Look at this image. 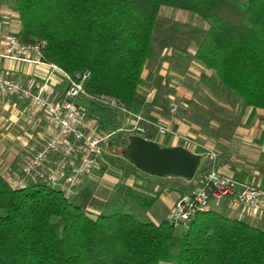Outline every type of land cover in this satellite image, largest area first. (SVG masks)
I'll list each match as a JSON object with an SVG mask.
<instances>
[{
  "label": "trees",
  "instance_id": "16d2710c",
  "mask_svg": "<svg viewBox=\"0 0 264 264\" xmlns=\"http://www.w3.org/2000/svg\"><path fill=\"white\" fill-rule=\"evenodd\" d=\"M15 7L21 44H41V61L73 81L89 74L87 117L102 131H118L122 120L101 98L130 112L146 105L142 75L162 7L208 24L195 58L243 108L264 110V0H15ZM131 138L116 134L107 148L125 150ZM207 172L206 165L197 176ZM138 188L118 185L101 199L86 186L68 199L47 183L13 189L0 175V264H264L263 228L214 210L186 228L139 219L136 204L148 210L157 198Z\"/></svg>",
  "mask_w": 264,
  "mask_h": 264
},
{
  "label": "crops",
  "instance_id": "0c3cea01",
  "mask_svg": "<svg viewBox=\"0 0 264 264\" xmlns=\"http://www.w3.org/2000/svg\"><path fill=\"white\" fill-rule=\"evenodd\" d=\"M21 29L15 0H0V34L15 36ZM197 49L198 47L177 48L168 49V52L154 49V55L147 62L142 75V92L146 96V105L139 112H134L147 120L145 135L141 137L162 148L183 147L200 155L201 165L205 164L207 167L208 157L219 146L221 151L216 160L217 171L264 191V110L228 106L230 112L240 116L241 122L230 137L221 136L219 140L207 135L202 125L188 119L193 114L195 88L207 84L202 78L213 79L214 75L195 58ZM0 74L23 82L34 91L48 85L53 88L57 99L64 96L70 85L64 72L54 65L42 62L35 53L23 54L14 59L0 58ZM90 103L91 99L86 97L76 101L77 107L86 116H89ZM29 114L42 117V112L29 103L15 97L0 98V175L5 180L19 176L25 163L41 150L53 133V129L45 123L39 126L33 124L28 118ZM159 127L167 128L168 134L157 138ZM90 177L83 182L81 188L87 186ZM185 181L188 184H182L174 190H164L159 197L155 196L157 202L146 210L149 211L148 221L158 224L169 220L175 203L202 183L199 181L196 185L193 184L195 181ZM189 185L195 187L190 188ZM155 191L157 193L159 190ZM210 210L256 227L262 225L264 229V212L258 214L250 211L247 214L244 206L234 198L215 202Z\"/></svg>",
  "mask_w": 264,
  "mask_h": 264
},
{
  "label": "built area",
  "instance_id": "2783aa9c",
  "mask_svg": "<svg viewBox=\"0 0 264 264\" xmlns=\"http://www.w3.org/2000/svg\"><path fill=\"white\" fill-rule=\"evenodd\" d=\"M41 48V44H21L17 35L0 34V58L14 59L23 54L35 53L41 60ZM67 78L70 85L64 96L57 99L53 88L48 85L34 91L23 82L0 74V98L15 97L38 108L42 117L29 114V120L38 126L45 123L53 129L41 150L25 163L20 175L7 180L13 189H22L30 183L41 182L56 187L66 198H73L78 194L83 182L99 166L111 138L119 133L145 135L144 126L147 120L108 97H103L98 102L121 112L125 118V127L112 133L100 130L96 122L88 119L76 105L79 98L87 96L85 85L89 74L83 75L78 81H73L68 76ZM168 132L165 127L158 128L160 136H165ZM216 160L217 156L211 154L204 181L189 195L176 202L169 218L174 226H188L197 214L209 211L213 203L229 198H234L248 210H264V191L220 174L216 169Z\"/></svg>",
  "mask_w": 264,
  "mask_h": 264
},
{
  "label": "rangeland",
  "instance_id": "374dc122",
  "mask_svg": "<svg viewBox=\"0 0 264 264\" xmlns=\"http://www.w3.org/2000/svg\"><path fill=\"white\" fill-rule=\"evenodd\" d=\"M207 30L208 24L198 16L190 12L162 7L158 18L154 49L159 52H168V49L177 48L195 49L198 47ZM195 90V96L192 100L193 114L188 118L189 121L202 125L204 132L216 140H219L221 136L230 137L240 125L241 120L239 115L233 114L227 107H242L237 103V99L231 95L229 91L219 85L215 74L213 75V79L209 80L208 84H203L202 87H197ZM86 98L89 97L86 96ZM120 117L122 120L121 128H124V115L121 113ZM157 138H160L159 134H157ZM125 151L126 149L123 150L121 147L113 151L107 148L99 166L92 172L93 176H91L92 174L90 175L91 177L87 181V186L92 188L99 198H108L118 185L138 184V186H140L139 188L142 189L146 195L152 197H157L158 195L159 197L164 190H174L180 188L182 184H188L185 180L180 178L151 177L138 170L132 169L129 166V161L124 156ZM220 151V147L218 146L214 154L218 156ZM207 162L209 165L210 157H208ZM204 167L205 164L201 165L199 172ZM134 177H138V179L135 180ZM193 181L196 182L193 184L197 185L199 181H204V178L201 180L200 177L196 175L190 182ZM157 186L159 188H156ZM189 186H191L190 188L195 187V185ZM139 188L136 189V191H139ZM155 189L159 191L156 193ZM142 198L147 197L142 196ZM136 205L139 212L137 217L147 220L149 218L147 212L149 211L141 208L138 204ZM244 210L247 214L252 211L248 210L246 207H244ZM261 212H264V210H259L258 214ZM259 227L262 228V225H259ZM185 228H181V230Z\"/></svg>",
  "mask_w": 264,
  "mask_h": 264
},
{
  "label": "water",
  "instance_id": "95a60500",
  "mask_svg": "<svg viewBox=\"0 0 264 264\" xmlns=\"http://www.w3.org/2000/svg\"><path fill=\"white\" fill-rule=\"evenodd\" d=\"M140 172L151 177H176L193 180L202 164V157L183 147L162 148L141 136H133L124 153Z\"/></svg>",
  "mask_w": 264,
  "mask_h": 264
}]
</instances>
